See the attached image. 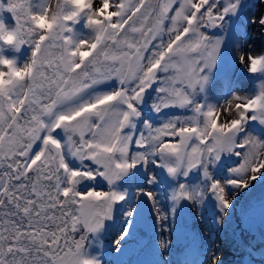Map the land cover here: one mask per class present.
<instances>
[{"label": "snow or ice", "instance_id": "6c2138e0", "mask_svg": "<svg viewBox=\"0 0 264 264\" xmlns=\"http://www.w3.org/2000/svg\"><path fill=\"white\" fill-rule=\"evenodd\" d=\"M243 7L0 0V264H106L112 230L115 253L140 242L144 202L140 264H174L180 244L175 264H223L177 221L186 209L203 221L211 205L226 227L237 196L264 185V52L237 43L258 89L224 96ZM250 23L264 31V14Z\"/></svg>", "mask_w": 264, "mask_h": 264}, {"label": "rangeland", "instance_id": "374dc122", "mask_svg": "<svg viewBox=\"0 0 264 264\" xmlns=\"http://www.w3.org/2000/svg\"><path fill=\"white\" fill-rule=\"evenodd\" d=\"M244 4L245 7H243L240 16L232 22L231 30H233L234 42L227 41L226 43L225 51L227 56H225L224 66L229 70L227 76L230 84L224 89L225 98H228L231 92L247 95L251 94V91L258 89L259 81H255L258 77H253L250 73L246 72L240 64L238 65L241 67V70L232 72V66L235 64L234 61H236L237 43L241 45V50L245 52H264V31H262L258 25L250 23L251 19L258 18L261 14H264V0H244ZM208 31L211 34L212 32L219 33L220 30L209 29ZM17 55L19 56L20 63H24L27 59V53L25 50H22L21 53ZM213 98L217 99L218 95L214 94ZM262 186L264 185H261L260 182H255V187H258L257 190L254 187L251 191L243 190L240 193L243 194L249 191L242 207L236 212L239 220L242 221L241 223H244V229L241 230L242 234L235 236L229 243L221 244L219 251L222 254L223 264H264V210L262 209L264 204L262 203L260 190ZM141 208L142 210L145 208L143 203L141 204ZM146 227V224H144V226L143 224L140 225L139 233L140 235L147 234V237H151V233ZM111 233V239L109 238L111 245L109 243V248L110 250H113L114 245L112 244V240L115 238L117 232L111 231ZM140 235L138 234L140 242L131 244L128 249L129 255L127 256L130 261H143V254L149 249L150 243L147 240H144V236ZM247 244H250V246ZM178 247H176V250L170 258L173 260L174 264L176 261L184 259L183 244L178 245ZM199 247L201 250L206 248V242L200 239ZM117 255H115V257L113 255L110 258L108 257L109 259L106 264L111 263L112 258H115L116 261H118L121 256H123L119 253Z\"/></svg>", "mask_w": 264, "mask_h": 264}, {"label": "bare ground", "instance_id": "6f19581e", "mask_svg": "<svg viewBox=\"0 0 264 264\" xmlns=\"http://www.w3.org/2000/svg\"><path fill=\"white\" fill-rule=\"evenodd\" d=\"M82 31L84 32L85 35L88 34L87 30H82ZM232 31L233 30H230L227 34V41L228 42H234ZM227 41H226V43H227ZM228 48H229V46H228ZM249 53H252V52L249 51ZM24 62H26V60ZM234 63L235 64H233V66H232V68H233L232 72H234V71L237 72L238 70H241V67H239V65H238L239 63L237 61H234ZM251 92H253V91H251ZM251 92H249V93H251ZM243 95H246V94H243ZM257 188L255 187L256 190H257ZM260 190H261L262 203L264 204V186H262L260 188ZM248 192L249 191H247V195H245L243 193V194H240L239 196H237V198H236L237 202L235 203V207L233 209L229 210L230 217H229V220H228L226 227H223V228L217 227V225L215 223V218L213 215L214 212L216 211V209L213 208L211 205H208L204 210V220L203 221H201L200 219H198L196 217L195 210L186 209L183 213H181V216L177 221L178 229L181 231H189L191 233L198 234L201 237V239L204 242H206V248L209 246H214L215 249L220 250L221 244H227L231 240H233V238L235 236L242 234L241 230L244 229L243 228L244 223L243 224L241 223L242 221L239 220V217L237 216L236 212H237V210H239L242 207L244 200L246 199V197L249 194ZM143 206L145 207L144 208L145 220L143 222V226H144V224H146L147 225L146 229L149 231V226L153 223V218L151 217V215L148 214L150 212V208L146 202L143 203ZM262 209L264 210V205H263ZM112 231L117 232L118 229H114ZM138 234L140 235V233H138ZM111 236H112V233L110 232L105 237V241H104L105 242V249H104L105 255H104L103 259L106 262L112 255L115 257V255L118 254V253H115L113 250H110V248H109L111 245V243H110ZM140 236H144L145 237L144 240H147L151 244V237H147V234L146 235H140ZM109 243H110V245H109ZM150 244H149V247H150ZM247 245L250 246V244H247ZM177 247H178V245H177ZM113 248H114V246H113ZM129 248H130V245L128 248H126L124 250L123 256H121V258L118 261H116L115 258H112V262L109 264H139L141 260H131V261L129 260V257L127 256V255H129V253H128ZM148 250H147V252L145 251L146 253L143 254V261L149 258L148 257ZM92 252H93V254H98V252L95 248L92 249Z\"/></svg>", "mask_w": 264, "mask_h": 264}]
</instances>
